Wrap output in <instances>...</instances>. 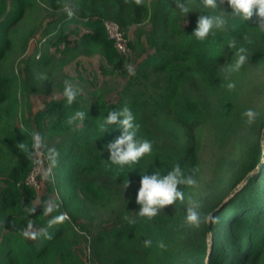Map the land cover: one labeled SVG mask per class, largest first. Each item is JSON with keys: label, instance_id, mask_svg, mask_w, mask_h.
<instances>
[{"label": "trees", "instance_id": "16d2710c", "mask_svg": "<svg viewBox=\"0 0 264 264\" xmlns=\"http://www.w3.org/2000/svg\"><path fill=\"white\" fill-rule=\"evenodd\" d=\"M210 11L201 0H0V264H264V31L255 15L229 17L198 41L196 17ZM34 37L40 46L26 54ZM239 46L246 61L232 71ZM93 56L98 71L87 72L82 57ZM100 75L122 81L112 88ZM66 85L77 92L71 104ZM125 103L152 151L118 170L100 149L119 128L98 125ZM36 152L38 188L25 182ZM175 163L195 183L177 185L183 199L154 216L138 215L140 175ZM189 207L198 225L185 221Z\"/></svg>", "mask_w": 264, "mask_h": 264}, {"label": "clouds", "instance_id": "9594fccd", "mask_svg": "<svg viewBox=\"0 0 264 264\" xmlns=\"http://www.w3.org/2000/svg\"><path fill=\"white\" fill-rule=\"evenodd\" d=\"M220 3L221 0H201L203 8L216 11L199 12L195 20V27L191 31L196 40L203 41L210 34L214 35L217 31L224 30L228 25L229 17L245 21L255 15L258 18L260 29L264 31V0H227L228 11H225V9L217 10ZM177 7L184 14L189 11V8L181 2H178ZM227 44L229 48H232L235 45V40L230 39ZM246 57V48L243 46L236 47L234 59L228 65L230 70H238L246 61ZM227 87H233L231 81L227 84ZM63 95L66 98L65 102L71 104L77 92L71 85H66L63 89ZM246 113L249 117L252 116L250 109L246 110ZM75 117L83 119L85 113L77 111ZM113 123L119 128V134L105 143L100 151H103L104 148L107 149L108 156L106 160L111 165L117 166L118 170L123 169L124 166H128L130 170L133 168L132 165L136 164L141 157L152 151V141L137 135L139 124L126 103L119 109L109 110L98 126L105 131ZM41 144L42 137L40 133L34 132L32 134V146L36 147ZM20 147H23V145H20ZM127 183L128 181L124 183L123 188L127 186ZM194 183L193 176L186 174L179 163L173 164L163 175L160 171L140 175L135 193V201L139 205L138 215L149 218L154 216L158 208L183 199V194L177 185H192ZM57 219H60V217ZM205 219L215 221L216 217L209 213ZM185 221L192 225L199 224L200 215L195 208H187ZM31 235L34 236L35 233ZM143 243L147 246L151 244V240L145 239ZM161 246L163 245L161 244Z\"/></svg>", "mask_w": 264, "mask_h": 264}, {"label": "rangeland", "instance_id": "374dc122", "mask_svg": "<svg viewBox=\"0 0 264 264\" xmlns=\"http://www.w3.org/2000/svg\"><path fill=\"white\" fill-rule=\"evenodd\" d=\"M39 42H38L37 37H34V39H31L26 54L33 52L34 48L36 49L35 52H37V49L40 46ZM42 48H43V45L41 44V50H42ZM82 61L85 64V67L87 68V72H97L98 71V60H97V57H95V56L90 57V58L82 57ZM65 72L70 77H73V78L76 75V72H75V69H74V66H73L72 63L65 66ZM85 76L88 77L90 75H88V73H85ZM74 80L75 79H73V81ZM99 80L100 81H103V80L106 81L107 85L109 87H112V88H115L119 84V82L122 81V79L119 78V77L108 76V75H104V76L100 75L99 76ZM57 94H58L57 92H54L52 95L57 96ZM46 97L47 96H45V95H39L37 97L33 96L32 97V101H33L34 106L40 105ZM107 97H108V99L110 101H113L114 98H115L114 92L112 91ZM37 154L38 153H36L35 156H37ZM203 154H205V155L207 154L206 150L203 152ZM34 165H35V167H34L35 169L34 170H36V172H37V166H38L39 169H40V172H41L42 157H41V159L36 158L35 161H34ZM226 198H228V197H226Z\"/></svg>", "mask_w": 264, "mask_h": 264}, {"label": "built area", "instance_id": "2783aa9c", "mask_svg": "<svg viewBox=\"0 0 264 264\" xmlns=\"http://www.w3.org/2000/svg\"><path fill=\"white\" fill-rule=\"evenodd\" d=\"M104 26L106 29V32L108 34V37L111 38L113 40V43L115 45V47L121 51V52H126L128 51L127 48V40L124 37L122 31L120 30L119 26L113 22V21H109V20H105L104 21ZM38 153L37 156L34 155V161L36 158L41 159L42 157V153L41 152H36ZM35 153V154H36ZM35 165H33V168L30 170V172L27 174L26 178H25V182L31 186H34L35 188L39 187V182H38V174L40 173V169L37 166V172L36 170H34ZM86 255L87 258L89 256V249L87 247L86 249Z\"/></svg>", "mask_w": 264, "mask_h": 264}, {"label": "water", "instance_id": "95a60500", "mask_svg": "<svg viewBox=\"0 0 264 264\" xmlns=\"http://www.w3.org/2000/svg\"><path fill=\"white\" fill-rule=\"evenodd\" d=\"M233 192V191H232ZM209 230V227L207 226V231Z\"/></svg>", "mask_w": 264, "mask_h": 264}]
</instances>
